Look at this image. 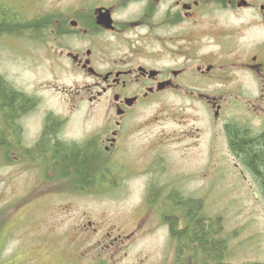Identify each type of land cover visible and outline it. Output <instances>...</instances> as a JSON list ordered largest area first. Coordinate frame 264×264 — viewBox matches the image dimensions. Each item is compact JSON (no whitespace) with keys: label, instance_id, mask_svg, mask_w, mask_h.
<instances>
[{"label":"flooded vegetation","instance_id":"obj_1","mask_svg":"<svg viewBox=\"0 0 264 264\" xmlns=\"http://www.w3.org/2000/svg\"><path fill=\"white\" fill-rule=\"evenodd\" d=\"M0 44L13 47L29 70L49 62L51 70L66 65L81 75L83 82L68 90L70 99H77L79 106L87 101L92 109L100 104L102 113L98 121L87 118L81 133L71 135L62 106L54 101L48 105L53 83L40 79L23 86L0 73V182L9 191L0 200V220L15 219L17 209L20 217L38 200L47 204L50 193L95 199L134 192L140 186L129 185V179L146 176L153 168V180L143 188L167 193L166 205L142 199L133 230L126 234L102 221L82 222L81 234L102 235L98 249L86 251L108 256V264H121L130 247L144 236L154 237L144 231L169 220L158 225L163 234L152 238L154 248L142 245L131 264H264V255L255 251V234L262 233L246 231L255 223L245 222L242 233L237 222L230 226L207 220L189 200L174 199L177 176L160 182L158 166L164 155L140 152L135 158L144 163L138 171L127 164L137 153L131 143L140 147L139 136L152 122L130 120L146 100L164 109L162 98H199L212 115L216 133L225 137L239 185L259 203L264 220L263 189L232 149L228 135L231 128L250 138L264 133V0H0ZM2 92L12 98L4 99ZM166 117L159 110L153 119ZM170 139L176 140L175 133L162 131L148 145L154 149L156 142ZM211 143L207 158L223 160L216 135ZM76 158L86 160L85 165ZM209 167L210 162L197 178L207 190L214 184L205 170L217 175V182L223 179V168ZM2 169L9 172L2 174ZM175 202L185 208L182 218L176 217ZM175 220L181 224L175 226Z\"/></svg>","mask_w":264,"mask_h":264},{"label":"rangeland","instance_id":"obj_2","mask_svg":"<svg viewBox=\"0 0 264 264\" xmlns=\"http://www.w3.org/2000/svg\"><path fill=\"white\" fill-rule=\"evenodd\" d=\"M29 68L27 63L17 57L13 47L0 44V73L4 76L22 83L23 86L29 83L36 84L40 79L54 84V87L48 88V105L54 101L53 104L62 106L60 113L67 117L65 129L68 133L71 135L81 133L84 129L83 122L87 121V118L93 121L100 120L102 116L100 104L92 109L87 107V101H82L79 106L77 99H70L68 90L75 84L80 85L83 82L81 75L71 72L66 65L64 68L51 70L49 62L33 65V70ZM63 89L67 91L64 94L61 92ZM52 93H54L53 96ZM73 103L75 105L73 109H70ZM161 104L164 105V109L158 107L155 102L146 100L144 105L132 114L133 118L130 120H152V122L146 129L145 135L139 136V140L143 142L140 147L131 143L137 153L127 161L128 166L135 169L134 171L142 168L143 159L135 158L140 152L147 155L158 151L164 155V160H159L160 165L158 166L161 171L160 182L162 184L168 176H177L174 199L176 198L177 202L189 200L188 203L191 202V206L194 209L197 208V211L202 213L207 220H223L225 223H230V226H233V222H237V228H240L239 232L242 233V225L245 222L250 220L248 225L255 223L246 231L262 233L261 235L255 234V238L258 239L255 248L256 255L262 257V254L264 255L262 210L246 187L239 185L233 161L227 151L225 137L217 134L216 129L213 128L215 123L212 121L211 113L199 98L169 96L162 98L159 102V105ZM159 110L168 117L163 120L153 119ZM160 130L167 134L175 133L176 140L156 142L155 148H150L148 142L154 140L155 135L162 132ZM214 135H216L217 152L224 151L225 153L221 161L209 159L206 155V147L208 144L212 145L211 140ZM208 162H210L209 169L223 168V179L217 182V175L212 176L208 169L205 170L203 174L207 175L209 184H214L207 190L200 187L203 181L197 178L201 177V170L208 168ZM149 163L153 164L151 161ZM156 165L154 163L152 167L156 168ZM151 170L153 171V168ZM151 170H148L146 176L129 179V185L140 186L135 188L134 192L108 193V197L102 196L95 199L84 198L79 196V193L72 195L68 192L50 193L47 204L43 203V205L38 200L33 209L25 210L20 217L18 214L21 211L14 210L12 215L16 216L15 219L0 220V264H108V256L97 257L99 253L86 251L98 249L96 245L102 239V235L99 232L94 235L81 234L79 230L81 223L90 220L98 225L102 221L108 226H115L114 232L126 234L132 231L131 224L135 225L138 218L135 208L142 199H151L147 202L148 204L160 202L163 206L166 205V197L163 195L167 193L161 192L163 195H156L154 191L148 193L149 188H143L148 180H153ZM6 172H9L8 169L1 171L2 174ZM153 184L152 182V187ZM234 186L237 189H234ZM223 192L225 193L221 195ZM8 196V188L4 186V182H0V200ZM223 196L225 202L222 200ZM171 198L173 199V196ZM175 205L177 219L182 218L181 212L185 208L176 202ZM221 212H224L223 215ZM164 221L169 220H159V224L153 226L151 231H144L145 234L154 237L144 236L141 242L138 241L130 247L131 250L121 264H131L137 257V250L142 245L144 249L154 248L152 238L163 234V227L159 228L158 225ZM170 221L174 222V220ZM175 221V226L181 224L179 220ZM164 225H166L165 222Z\"/></svg>","mask_w":264,"mask_h":264},{"label":"trees","instance_id":"obj_3","mask_svg":"<svg viewBox=\"0 0 264 264\" xmlns=\"http://www.w3.org/2000/svg\"><path fill=\"white\" fill-rule=\"evenodd\" d=\"M2 97L6 100L12 98V94L9 92H2ZM229 141L232 149L238 152L243 159V162L250 168L253 174L256 176L260 186L264 192V133L258 137L250 138L244 132L238 128H231L228 130ZM68 150H65L66 153ZM76 162H80L85 165V162L76 158ZM194 220L190 221V224ZM194 225V224H191ZM198 229L202 230V222H197L195 225Z\"/></svg>","mask_w":264,"mask_h":264}]
</instances>
